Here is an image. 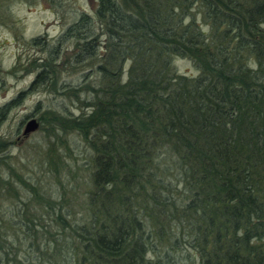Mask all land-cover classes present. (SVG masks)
I'll list each match as a JSON object with an SVG mask.
<instances>
[{
	"label": "trees",
	"instance_id": "1",
	"mask_svg": "<svg viewBox=\"0 0 264 264\" xmlns=\"http://www.w3.org/2000/svg\"><path fill=\"white\" fill-rule=\"evenodd\" d=\"M55 42L32 85L77 105L52 120L88 179L80 201L19 180L29 201L8 173L0 264H264V0H95Z\"/></svg>",
	"mask_w": 264,
	"mask_h": 264
},
{
	"label": "rangeland",
	"instance_id": "2",
	"mask_svg": "<svg viewBox=\"0 0 264 264\" xmlns=\"http://www.w3.org/2000/svg\"><path fill=\"white\" fill-rule=\"evenodd\" d=\"M94 3L95 0H0V162L5 158V165L0 164V181L8 173L14 175L8 183L21 200L32 199L19 183L23 179L34 186L38 195L52 201L57 200L60 185L67 192L75 191L73 197L78 201L82 199L91 154L76 136L64 134L52 120L53 116H64L63 111L77 116V105L32 84L42 72L44 60L53 56L50 48L55 41L80 12L91 14ZM62 48L54 71L60 73L59 83L72 86L80 79V74L73 75L74 72L84 68L77 69L67 61L72 53L70 42ZM174 67L178 74H197L185 59H175ZM30 119L38 127L23 136ZM51 149L61 163L55 165L57 176L48 156ZM9 194L0 186V218L8 221L16 217L13 211L20 209L18 198ZM67 197L73 200L71 193ZM31 211H37V207Z\"/></svg>",
	"mask_w": 264,
	"mask_h": 264
},
{
	"label": "water",
	"instance_id": "3",
	"mask_svg": "<svg viewBox=\"0 0 264 264\" xmlns=\"http://www.w3.org/2000/svg\"><path fill=\"white\" fill-rule=\"evenodd\" d=\"M37 127H38V124L34 119L28 120L23 128L22 135L24 136V135L34 132L37 129Z\"/></svg>",
	"mask_w": 264,
	"mask_h": 264
}]
</instances>
